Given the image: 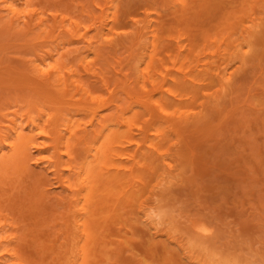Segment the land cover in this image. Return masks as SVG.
Listing matches in <instances>:
<instances>
[{
	"label": "rangeland",
	"instance_id": "rangeland-1",
	"mask_svg": "<svg viewBox=\"0 0 264 264\" xmlns=\"http://www.w3.org/2000/svg\"><path fill=\"white\" fill-rule=\"evenodd\" d=\"M3 1L0 139L11 120H46L55 114L51 99L66 96L80 103L65 116L86 123L94 110L112 125L130 108L134 129L82 174L94 196L77 192L100 119L87 124L84 144L63 128L60 140L43 119L32 132L30 170L18 179L0 152V258L264 264V0H27L19 21ZM48 53L59 79L75 84L69 95L63 80L43 86L35 78ZM118 163V182L100 176ZM152 208L164 213L160 235L143 217Z\"/></svg>",
	"mask_w": 264,
	"mask_h": 264
},
{
	"label": "bare ground",
	"instance_id": "bare-ground-1",
	"mask_svg": "<svg viewBox=\"0 0 264 264\" xmlns=\"http://www.w3.org/2000/svg\"><path fill=\"white\" fill-rule=\"evenodd\" d=\"M5 2L8 4L6 7V11H8L10 14L13 15V18H15V21L21 20L22 17L27 18V16L24 15V14H26V13H24L25 12L24 7H25V4H27L26 3L27 0H10V2H8L7 0H4L3 3H5ZM81 42L86 43L87 41L85 38H83L81 40ZM55 51H57V52L60 51V47L57 46L55 48ZM47 55H48V57L42 58L40 60V64L33 69V74H34L35 78L40 82V84H44L43 86L48 85V84L53 85L52 82L54 79H56V81L58 79V84H60V82L63 80L64 88H63V84H61L63 91L66 95H69L75 84L70 81V78H68L67 80L63 77L59 79V77H61L60 73L50 63L53 59V55L51 53H48ZM223 71L225 73H227L226 70H223ZM223 71L221 72L222 78L224 79V77H225V79H226L225 73H224V77H223ZM54 85H57V84L55 83ZM61 85H58V88ZM78 88H79V86H78ZM73 90H75V89H73ZM80 92H82V91H80ZM78 94L80 95L81 93L78 92ZM67 98H69V97L66 96L65 99L63 98L59 102L55 101L54 99H51L53 102H55V105H54L55 114L49 113L46 120L43 117L39 121L38 120H30V122H28V123L25 122L26 124L23 121L18 120V119L11 120L10 125L6 128L8 131L5 130L7 135L5 134L0 139V152L7 151V153L4 156V157H7L4 160L6 162V167L12 168V170H15V172H16V175H15V172H13L14 175L12 174L11 176H16V179H18L19 177L21 178L25 172L27 173L30 170L29 164L34 159V157L31 154V147L30 146L32 145L31 143H33V141H35V138L32 137V132H34L37 129H42L43 128L42 125H44L46 121L53 124L54 130L56 129L55 131H56L58 138L60 140H64L66 138V135H68L69 139L71 138L70 139L71 141L77 140V142L79 144H84L83 142H86V138L89 136V133H87L86 130L89 129V126L94 127V120L99 121V119H100L102 121V123L98 124L100 130L97 132V129H98L97 128L96 131L91 133L92 138H94L93 146H90L88 151H86L87 160L91 159V161L89 162V165H86L83 168L82 172L79 174V176H81V177H82V174L85 176H87L89 174L90 166H93L94 163L96 162V156H97V160H98V158L101 156V153L106 154V151L102 152V149L108 148V145H110L111 141L113 142L116 138L128 139V137H130L132 135V133H133L132 129H134V126L132 128L131 123L127 120V117H126V115H128L129 113L132 112V110H130V108L127 110H124L123 113L120 112L118 114V117H116V121H115L116 123H114L112 125L107 124L108 120L103 121L100 117V113L98 111L94 112V110L91 112L90 115L87 116L89 118L88 122L80 123L84 120H82V121L81 120H74L75 117L72 116L71 113H69L67 116L64 115L65 111L68 109L66 106L71 105V102H73L75 104V106H76V103H78V104L80 103L79 101L74 102L73 99L70 100ZM86 101H92V99L90 100V98H89ZM93 101L89 102V103L94 104ZM55 106H57V108H55ZM120 111H122V110H120ZM69 116H71V117L68 118ZM98 117H100V118H98ZM43 119L45 122L43 121ZM87 124H89V126H87ZM111 126L115 127L117 130H114V129L111 130ZM60 128H63V131H65L66 135H64V136L61 135V133L63 131ZM123 128H126L127 131L120 132V130ZM85 133H86V137H85ZM9 139H10V142H9ZM80 139H82V142L79 141ZM100 141H101V143H100ZM98 144H101L100 148L96 147V145H98ZM139 148H142V146H139ZM94 152L97 153L95 155V159H94ZM110 166L115 167V169H113L114 171L107 172L106 174L100 175V176L106 177L107 179H109L110 177L113 176L117 179V182H118L121 179V172H122L121 167H123V165L121 163H118V165H114V166L110 165ZM4 168H5V166H4ZM9 168H7V169H9ZM119 170L121 172H119ZM17 175H20V176H17ZM83 177L80 178V179H82V181L80 182V186H79L80 189L77 192L78 196H86V195L82 194L85 192H89L90 195L94 196V191L97 192V188L95 186L89 188L90 176L87 179H83ZM129 177H131V176H129ZM164 180H166V179H164ZM164 180H162V181L164 182ZM167 181H168V179H167ZM162 185H163V183H162ZM83 200L85 201V197ZM83 200L78 199V201H77L78 206L81 205ZM105 200L103 201V203L105 202ZM13 202L14 203L16 202L15 204H13L15 206L18 205L17 202H19L20 203L19 205H21L20 200L13 201ZM83 210H85L84 206L80 210H78V212H77V219L75 221V228H77L78 230H81L82 226L85 224L83 221V219L85 217V213ZM30 212H32V211H30ZM33 213H30L31 216L30 215H28V216H30V218L34 217V221H35V218L38 215L36 213H34V214ZM163 214L160 211V209L155 210V208L154 209L152 208V209H148L146 211L144 210L143 217H144L146 223L152 228V230L154 231V233L156 235H158V234L160 235V234H162V232H165L164 221H163L164 215ZM25 218H27V217H25ZM79 218H81V219H79ZM27 219H24V220H26L25 222H27ZM101 229H102V227H101ZM84 230H85V226H84L83 232H84ZM207 232L208 231L206 229H204V227H203V229L202 228L198 229V233H200L202 236L207 235ZM78 255L79 254L77 252L76 256H78ZM75 262H77V261H75ZM9 263H10V259H8V257L2 256L0 258V264H9ZM222 264H229V263L227 261L226 262L224 261V262H222Z\"/></svg>",
	"mask_w": 264,
	"mask_h": 264
}]
</instances>
